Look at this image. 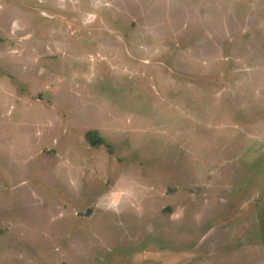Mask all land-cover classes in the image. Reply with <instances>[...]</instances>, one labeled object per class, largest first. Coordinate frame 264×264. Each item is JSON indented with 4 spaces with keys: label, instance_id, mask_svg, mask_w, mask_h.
<instances>
[{
    "label": "rangeland",
    "instance_id": "rangeland-1",
    "mask_svg": "<svg viewBox=\"0 0 264 264\" xmlns=\"http://www.w3.org/2000/svg\"><path fill=\"white\" fill-rule=\"evenodd\" d=\"M0 264H264V0H0Z\"/></svg>",
    "mask_w": 264,
    "mask_h": 264
},
{
    "label": "trees",
    "instance_id": "trees-1",
    "mask_svg": "<svg viewBox=\"0 0 264 264\" xmlns=\"http://www.w3.org/2000/svg\"><path fill=\"white\" fill-rule=\"evenodd\" d=\"M85 138L88 140V142L92 146H98L103 143V140L100 137H97L94 130L87 131L85 133Z\"/></svg>",
    "mask_w": 264,
    "mask_h": 264
}]
</instances>
